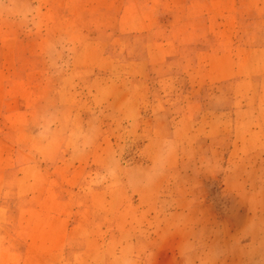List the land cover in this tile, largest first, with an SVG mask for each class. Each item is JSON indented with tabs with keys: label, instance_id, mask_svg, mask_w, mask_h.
Segmentation results:
<instances>
[{
	"label": "rangeland",
	"instance_id": "rangeland-1",
	"mask_svg": "<svg viewBox=\"0 0 264 264\" xmlns=\"http://www.w3.org/2000/svg\"><path fill=\"white\" fill-rule=\"evenodd\" d=\"M106 10L0 0V135L17 149L0 264H264V91L200 90L167 61L138 75L147 41ZM233 101L252 119L219 125Z\"/></svg>",
	"mask_w": 264,
	"mask_h": 264
},
{
	"label": "crops",
	"instance_id": "crops-1",
	"mask_svg": "<svg viewBox=\"0 0 264 264\" xmlns=\"http://www.w3.org/2000/svg\"><path fill=\"white\" fill-rule=\"evenodd\" d=\"M91 1V0H90ZM119 11L112 16L116 2ZM107 8L106 14L118 28L122 40L133 39L144 43L138 47L136 65L138 75L146 76L156 72L167 61L171 74L188 75L193 86L202 87L216 75L218 87L229 81L255 84L258 91H264V0H92ZM106 3V4H105ZM77 0H72L76 5ZM94 3L90 9L96 12ZM73 9H76L75 6ZM94 12V13H95ZM96 14V13H95ZM90 23L95 15L89 13ZM146 48V49H145ZM164 67L161 66L160 69ZM1 74V69H0ZM212 83V82H211ZM0 76V104H1ZM193 89V88H192ZM195 90V89H193ZM264 96V93H263ZM234 99V97H233ZM262 100V99H261ZM263 106V103L260 102ZM204 105L202 104L201 107ZM226 108L217 110V122L230 116L235 123L250 121L245 117L248 108L239 107L235 101ZM243 113V114H241ZM264 119V118H263ZM0 135V177L9 175L15 166L16 146L6 141V134ZM31 166L23 164L19 169L17 186L28 179L25 173ZM10 178H8V181ZM13 179V180H14ZM8 181L0 179V231L9 229L10 205L4 193ZM17 187V188H18ZM0 240V250H12L10 241Z\"/></svg>",
	"mask_w": 264,
	"mask_h": 264
}]
</instances>
